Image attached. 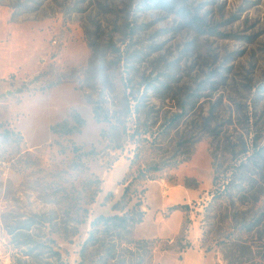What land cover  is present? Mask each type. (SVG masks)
Returning a JSON list of instances; mask_svg holds the SVG:
<instances>
[{"label":"rangeland","instance_id":"1","mask_svg":"<svg viewBox=\"0 0 264 264\" xmlns=\"http://www.w3.org/2000/svg\"><path fill=\"white\" fill-rule=\"evenodd\" d=\"M0 264H264V0H0Z\"/></svg>","mask_w":264,"mask_h":264},{"label":"trees","instance_id":"2","mask_svg":"<svg viewBox=\"0 0 264 264\" xmlns=\"http://www.w3.org/2000/svg\"><path fill=\"white\" fill-rule=\"evenodd\" d=\"M136 111H138V107L135 108ZM94 117L98 122L101 121H107L111 124V128L113 131H121L120 127H118L115 123L116 121H118L116 114H109L108 110H104L102 108V106L100 105V103L96 102L94 104ZM73 118L76 121V124L74 125H70L68 123V121H64L63 123L57 124L56 126L52 127V131L54 132H63L65 134H71L74 132H79L81 127L85 124V119L83 117H81L78 113H75L73 115ZM124 131H126V127H124ZM148 133V130H144L142 132H139V130L137 128L134 129L133 133L131 135H133V138L136 135H146ZM129 134V136H131ZM101 136H107L105 133V130L103 129L101 131ZM120 137L116 136V139L113 137V135L111 136L110 141L113 142V148L118 149L122 147V144L120 143ZM78 150V148H75ZM96 150L95 148H93L90 153H95ZM134 156L138 157V152L134 151ZM135 158L133 157L130 161V167L134 164ZM154 171H158L156 168L153 169ZM151 170H140L139 173L132 177L131 180L127 181V182H123V184H126L124 187V191L122 194V198L119 201H116L112 204V210L113 211H119L117 213H113V214H109V215H105V214H100L98 215L94 220H92L91 224L95 227L96 225H99L100 223L104 222L105 224H110L112 226L118 229H131L134 228L137 224H141L146 216V210L143 209V202L141 199L137 200L132 208H127V205L124 204V200L128 197V194L130 193V189L131 187L134 185L135 181L138 180H147V179H154L153 177H150L149 173ZM216 180H217V176L214 177L213 179V183L214 185H216ZM226 188V186H225ZM217 189V188H216ZM148 191V189L144 186L141 189V193L145 194ZM222 190L220 188L217 189V194L212 192L213 195V199H217L219 195L223 194L221 192ZM111 191L108 192V194L106 195V199L109 200V196H112ZM183 208L184 210H187L189 208L188 204H184L182 206H173V210H177L179 208ZM94 231H90L89 236L86 238L85 242H84V247L87 246V244L92 240V239H96L94 236ZM188 246H191V243L188 242L187 243Z\"/></svg>","mask_w":264,"mask_h":264},{"label":"built area","instance_id":"3","mask_svg":"<svg viewBox=\"0 0 264 264\" xmlns=\"http://www.w3.org/2000/svg\"><path fill=\"white\" fill-rule=\"evenodd\" d=\"M46 61V59H43V62H45Z\"/></svg>","mask_w":264,"mask_h":264},{"label":"crops","instance_id":"4","mask_svg":"<svg viewBox=\"0 0 264 264\" xmlns=\"http://www.w3.org/2000/svg\"><path fill=\"white\" fill-rule=\"evenodd\" d=\"M188 196V195H187ZM113 214V213H112ZM106 215H109V214H106Z\"/></svg>","mask_w":264,"mask_h":264},{"label":"bare ground","instance_id":"5","mask_svg":"<svg viewBox=\"0 0 264 264\" xmlns=\"http://www.w3.org/2000/svg\"><path fill=\"white\" fill-rule=\"evenodd\" d=\"M120 169V168H119Z\"/></svg>","mask_w":264,"mask_h":264}]
</instances>
